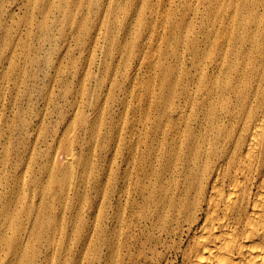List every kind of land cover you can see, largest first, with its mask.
<instances>
[{"label": "bare ground", "instance_id": "1", "mask_svg": "<svg viewBox=\"0 0 264 264\" xmlns=\"http://www.w3.org/2000/svg\"><path fill=\"white\" fill-rule=\"evenodd\" d=\"M70 3L95 21L82 33L83 60L66 67L62 61L71 59L85 25L77 36L70 31L60 41L53 35L54 44L43 46ZM34 13L51 24H38ZM57 47L63 54L44 102L71 98L69 111L83 120L72 127L67 118L62 133L88 135L91 121L102 122L115 103L119 117L135 111L116 149L115 264H264V0H0L1 110L11 111L14 94L37 80L26 70V52L47 63ZM100 52L128 54L110 82V67L100 62L104 104L88 88ZM134 98L136 106L129 103ZM86 107L97 117L90 120ZM49 159L58 173L76 156L55 147Z\"/></svg>", "mask_w": 264, "mask_h": 264}, {"label": "rangeland", "instance_id": "2", "mask_svg": "<svg viewBox=\"0 0 264 264\" xmlns=\"http://www.w3.org/2000/svg\"><path fill=\"white\" fill-rule=\"evenodd\" d=\"M64 10L66 15L60 17L61 27L58 30L52 27V31L44 35L48 41L43 47L49 48L54 44L53 35L60 41L70 31L77 36L79 26L85 25V30L79 31L81 35L77 43L69 50L71 59L75 61L70 58L62 61L66 67L79 66L85 56L82 55L80 42L86 35L82 33L89 29L95 16L92 15L87 21V12L78 9L74 3L65 6ZM17 12L14 10L16 17L22 15ZM74 13H77L78 23L72 24L70 16ZM34 17H38V24L52 22L45 14L34 13ZM64 26H68L65 31ZM35 31L41 30L35 28ZM37 43L32 38L28 40L32 50L36 49ZM104 47L112 49L106 41ZM83 49L86 52L87 47ZM32 50L26 52L31 61L26 70L36 75L37 80L26 85L20 96L14 94L11 111L0 109V127L4 124L2 133L0 129V230L5 231L0 233V264H105L109 261L108 257H112L110 263L115 264L119 238L115 216L119 212L117 189L121 171L116 149L119 131L123 123L133 125L135 111L119 117L118 103L114 102L102 122L101 117L91 121L88 135L82 131L74 135L62 133L67 118L72 117L69 121L72 127L83 121L81 116L75 120L72 111H69L67 101L71 98L60 102L54 96L49 102H44L50 93L58 57L63 53L57 47L48 56L47 63L43 56L41 62L37 63V56ZM127 57L125 52L123 55L114 52L111 58H105L101 52L97 54L99 63L91 68L94 76L88 88L100 95L103 104L104 90L97 86L105 72L100 62L109 65L106 79L110 82L115 76L113 69L117 62L118 70L122 72ZM139 81H146V77ZM120 83L124 84L121 80ZM128 86L126 83L123 89H129ZM30 87L31 92L28 91ZM28 94H31L30 97ZM6 97L5 102L10 93ZM89 100L86 95L85 103ZM129 103L136 106L138 100L134 98ZM86 108L90 120L97 117V113L89 111L91 107ZM3 117L5 120L1 122ZM93 130L96 133L91 140ZM59 138V141L54 140ZM127 139L130 141L128 135ZM55 147L76 156V161L67 172L52 171L55 166L49 156ZM108 252L111 255L108 256Z\"/></svg>", "mask_w": 264, "mask_h": 264}]
</instances>
